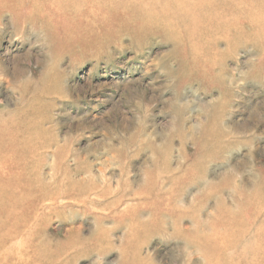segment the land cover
Returning <instances> with one entry per match:
<instances>
[{"label": "rangeland", "instance_id": "obj_1", "mask_svg": "<svg viewBox=\"0 0 264 264\" xmlns=\"http://www.w3.org/2000/svg\"><path fill=\"white\" fill-rule=\"evenodd\" d=\"M263 9L0 0V264H264Z\"/></svg>", "mask_w": 264, "mask_h": 264}, {"label": "bare ground", "instance_id": "obj_2", "mask_svg": "<svg viewBox=\"0 0 264 264\" xmlns=\"http://www.w3.org/2000/svg\"><path fill=\"white\" fill-rule=\"evenodd\" d=\"M234 5V4H233ZM234 9V8H233ZM236 9V8H235ZM264 9L263 10H260L258 11L259 13H263ZM251 25V24H249ZM254 26V25H253ZM263 26V25H262ZM264 29V27H262ZM264 31V30H263ZM260 29L258 31V34L257 35H260V34H263ZM3 151H5L4 147H1L0 146V158H2L6 153H3ZM0 165H2L3 167H0V170H2L5 174L8 173V169H2V168H5L8 166L7 162L4 160V159H0Z\"/></svg>", "mask_w": 264, "mask_h": 264}]
</instances>
